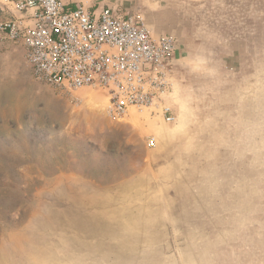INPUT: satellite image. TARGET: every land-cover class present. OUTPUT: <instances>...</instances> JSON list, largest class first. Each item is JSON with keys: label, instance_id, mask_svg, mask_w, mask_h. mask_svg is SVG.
<instances>
[{"label": "rangeland", "instance_id": "obj_1", "mask_svg": "<svg viewBox=\"0 0 264 264\" xmlns=\"http://www.w3.org/2000/svg\"><path fill=\"white\" fill-rule=\"evenodd\" d=\"M179 4L173 122L112 120L0 44V264H264V0Z\"/></svg>", "mask_w": 264, "mask_h": 264}, {"label": "built area", "instance_id": "obj_2", "mask_svg": "<svg viewBox=\"0 0 264 264\" xmlns=\"http://www.w3.org/2000/svg\"><path fill=\"white\" fill-rule=\"evenodd\" d=\"M0 0V44L18 42L34 80L65 92L93 88L105 94L115 121L132 112L175 120L169 96L178 38L155 35L138 11L120 12L86 1ZM156 144L154 137L145 142Z\"/></svg>", "mask_w": 264, "mask_h": 264}, {"label": "crops", "instance_id": "obj_3", "mask_svg": "<svg viewBox=\"0 0 264 264\" xmlns=\"http://www.w3.org/2000/svg\"><path fill=\"white\" fill-rule=\"evenodd\" d=\"M66 1L67 2L72 1V3L74 1L75 2L77 1L76 3H79L80 1H86L89 4H93V5L109 6L120 12H122L123 9L125 11V9L129 7L134 9V7L138 4L139 6H141V11L144 14L147 24L149 25L151 31L155 35L160 34L161 32H171L169 31V29H165L166 22L171 21L170 19H167V17L175 18L182 16L179 14L180 9H182L181 4L179 3L182 0H66ZM152 13H156L157 18H160L157 21L158 23H154L149 19L151 18L150 16L152 15ZM163 14L167 15L165 16L166 19L164 17H161L163 16Z\"/></svg>", "mask_w": 264, "mask_h": 264}, {"label": "bare ground", "instance_id": "obj_4", "mask_svg": "<svg viewBox=\"0 0 264 264\" xmlns=\"http://www.w3.org/2000/svg\"><path fill=\"white\" fill-rule=\"evenodd\" d=\"M91 94H92V93H89V95H88V96H89V97H91Z\"/></svg>", "mask_w": 264, "mask_h": 264}]
</instances>
